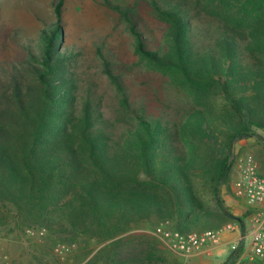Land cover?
I'll list each match as a JSON object with an SVG mask.
<instances>
[{
  "label": "trees",
  "instance_id": "obj_1",
  "mask_svg": "<svg viewBox=\"0 0 264 264\" xmlns=\"http://www.w3.org/2000/svg\"><path fill=\"white\" fill-rule=\"evenodd\" d=\"M145 1L159 39L134 7L105 4L127 24L139 60L192 98L172 136L134 113L115 139L89 92L78 95L76 50L61 46L64 0L53 4L55 21L23 42L22 66L0 63V209L19 230L44 229L53 245L91 246L77 264H171L154 237L133 232L164 220L182 233L228 222L246 232L250 211L235 215L222 189L233 181L234 143H264V0ZM96 54L130 108L121 72L101 45ZM243 247L242 239L222 264Z\"/></svg>",
  "mask_w": 264,
  "mask_h": 264
},
{
  "label": "rangeland",
  "instance_id": "obj_2",
  "mask_svg": "<svg viewBox=\"0 0 264 264\" xmlns=\"http://www.w3.org/2000/svg\"><path fill=\"white\" fill-rule=\"evenodd\" d=\"M55 1L0 0V63L22 66L20 61L26 58L23 42L37 38L42 27L55 21ZM109 1L134 7L139 13L145 34L159 39V19L145 0ZM60 25L63 39L61 46L76 50L71 64L76 72L78 95L85 97L89 92L98 103L103 116L111 123L115 139L121 138L126 128L135 122L134 113L161 121L169 127L167 131L172 136L175 124L194 107L193 100L181 86L171 80L168 72L157 70L139 60L134 52L133 37L127 24L105 4V0H64ZM97 45L103 47L129 87L130 108L121 105L120 94L102 72L101 61L96 54ZM79 103L80 98L77 99V104ZM229 190L233 193L232 183ZM230 191L222 189L223 195H228L226 193ZM209 203L214 206L213 200ZM40 230L41 228L17 229L9 214L0 209L1 254L18 264H77L86 248H91L84 243H73L68 244L70 247L67 251L57 252V245H53L47 238L46 232L40 234ZM133 232L154 237L168 254V261L171 264H181L183 258L164 246L153 227L145 224L143 228ZM247 232L246 223L245 233ZM243 252L244 247L233 264H242L243 260L263 264L251 255L250 246Z\"/></svg>",
  "mask_w": 264,
  "mask_h": 264
},
{
  "label": "built area",
  "instance_id": "obj_3",
  "mask_svg": "<svg viewBox=\"0 0 264 264\" xmlns=\"http://www.w3.org/2000/svg\"><path fill=\"white\" fill-rule=\"evenodd\" d=\"M232 188L235 197L243 200L251 211L250 252L253 257L264 264V175L259 172L258 162L253 155L236 153L233 163ZM224 228H231L230 223ZM224 228H208L182 233L170 228V221L164 220L156 226L154 232L169 251L181 257H188L201 248L218 242L221 230ZM44 232V229L39 231L40 234ZM69 247V245L58 244L55 251H67ZM0 264L18 263L0 252Z\"/></svg>",
  "mask_w": 264,
  "mask_h": 264
},
{
  "label": "crops",
  "instance_id": "obj_4",
  "mask_svg": "<svg viewBox=\"0 0 264 264\" xmlns=\"http://www.w3.org/2000/svg\"><path fill=\"white\" fill-rule=\"evenodd\" d=\"M258 132L264 134V131ZM233 149L235 153H246L253 155V157L258 162L259 172L264 175V143L258 141L256 138L249 137L237 140L233 145ZM226 194L228 195H223L222 193V197L226 205L230 206L231 211L235 215H243L247 211H250L243 200L236 198L233 195L232 190ZM250 214L248 215L247 220V233L241 235L238 223L228 222V224L230 223L231 228H224L221 230L218 242L205 246L188 257H182L183 259L181 264H222L230 254L231 249L237 246L242 239L244 245L243 253H245L247 248L250 246L252 227L250 222ZM212 228L214 229V227ZM242 264L252 263L243 260ZM253 264L260 263L255 262Z\"/></svg>",
  "mask_w": 264,
  "mask_h": 264
}]
</instances>
